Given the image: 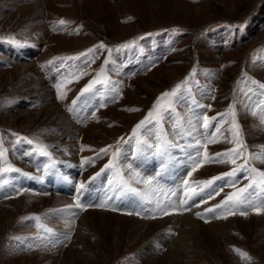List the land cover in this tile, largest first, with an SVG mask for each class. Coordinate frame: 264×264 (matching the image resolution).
<instances>
[{"label": "rangeland", "instance_id": "rangeland-1", "mask_svg": "<svg viewBox=\"0 0 264 264\" xmlns=\"http://www.w3.org/2000/svg\"><path fill=\"white\" fill-rule=\"evenodd\" d=\"M105 76L104 87L81 95ZM260 84L264 0H0V168L20 170L0 173V264H264V212L215 209L214 218L204 211L195 228L183 223L187 211L179 207L183 193L200 191L195 182L227 173L243 158L205 162L189 177L187 152L194 149L161 158L143 146L161 129L173 138L166 114L156 128H136L149 112L155 118L157 103L163 108L173 99L162 94L175 90L176 114L195 123L188 107L194 100L206 106L192 104L210 118L207 132L220 128L202 157L235 146L225 139L232 120L223 115L233 105L244 157L259 153ZM211 118H221L219 125ZM250 164L264 171L259 160ZM69 170L68 186L53 182ZM147 177L151 185L143 183ZM253 179L260 177L225 186L208 208ZM121 180L128 181L123 191ZM257 192L259 208L264 186ZM157 201L177 208L150 214ZM183 224L187 250L172 255L167 240Z\"/></svg>", "mask_w": 264, "mask_h": 264}, {"label": "snow or ice", "instance_id": "snow-or-ice-1", "mask_svg": "<svg viewBox=\"0 0 264 264\" xmlns=\"http://www.w3.org/2000/svg\"><path fill=\"white\" fill-rule=\"evenodd\" d=\"M61 25H63L65 22L60 21ZM100 47H103L101 45ZM122 48H128L130 47L129 44L121 45ZM93 50H89V52H92ZM86 55V54H81ZM85 63H88L86 60ZM103 74V70H101V73H98V77ZM109 78L107 76L104 77V80L94 79L91 81L83 90L81 95L84 93L89 92L90 89H93V87L96 84H100L101 87L105 86V81H107ZM60 85H57V88L59 90ZM180 86L177 85V88ZM259 89H264V84H260ZM99 91V89H97ZM247 94V93H246ZM261 96L264 97V92L261 93ZM165 97H172L173 99L169 100V104L163 108L160 107L159 103L154 106V112L156 113L155 118L153 119V112L148 113V117H146L145 121H141L136 125V128H141L142 125L148 128V126H151V128H156L157 125L161 123L163 120L165 114L167 116V119L171 121L172 129L174 132V136L172 139H169L167 137V134L164 132L163 129L160 130L159 133H152L153 139L155 143L153 144H145L143 146L151 148L156 155L160 156L161 158L166 157L170 154V152L173 149H178L181 152H184L186 149H194V151L187 152V158L191 160V166L189 167V170L185 174L186 176H191L192 172L196 170L197 167L203 166L205 162L210 163H231L233 165L236 164L237 159L243 158V163H241L237 167L231 168V170L227 173H223L221 175H218L216 177H213L207 181H197L195 182L198 185H201L200 191L197 192L195 189L191 190V195H188L187 193H183L185 196L184 199H181L179 201V207L185 208L186 211H190L191 207H185V205H188L189 201L194 200L195 197H199L200 203H207L209 199H213L215 196L219 195L220 192L223 191L225 186H231L235 188L236 184L240 182V180L248 179L249 176L258 175L260 177L259 183L255 179H253L248 185H246L244 188L238 189V192L229 193L226 195L225 200L222 203H218L213 207H210L206 209V212H213L214 218L215 216V209H222V212L227 213L230 212L232 209H241V214H245L248 210H256L259 212H264V197H261L260 199V207H257V204L254 200V198L258 195L257 189L264 186V171L258 170L250 164L251 160H259L262 163H264V151H261L259 153H249L247 157H244V151L246 150L244 146L242 145V142L239 139L240 133L238 128L236 127V113L234 111L235 105H233L232 108L228 110L227 113L223 114L224 116H228L232 120V126H230L225 131L230 133V137H225V139L229 143H234V147L232 149L226 150L224 153H216L212 156H201V149L206 148L207 143H213L216 140V137L214 133H220V128L214 127L212 129V132H207V130L211 127L210 125V118L204 115L203 113H198L193 110L192 104H195V108H204L205 105H201L193 100L192 103L188 104L189 110L192 111L193 116L195 117V123L193 122L192 118H189L187 120H184L182 117H180L179 114L175 113L174 104L179 102L180 97L176 95L175 90H172L171 92H166L162 94V97L160 99H163ZM62 98V97H61ZM187 103V101H185ZM73 104L76 103V101L72 102ZM260 107V118H261V124H264V103L259 105ZM70 112L73 111L72 108L68 109ZM253 115H257V112L255 110L252 111ZM212 120H215L217 125L220 123L221 118H211ZM202 129L204 131H200L199 134H197V128ZM205 132L207 134L205 135ZM135 135V131L133 133ZM223 135V133H221ZM201 137H204L205 143L201 144ZM173 140H176L175 143H173ZM180 141H184V143H180ZM262 149H264V146H261ZM43 151V149H41ZM101 153L107 154L106 149H101ZM119 153V149H117L116 153H113V158L115 159ZM47 155V153H44ZM4 156V150L0 148V157ZM88 162V161H85ZM131 168V166H128ZM113 168V165L107 164L104 166V169H111ZM102 169V171L104 170ZM7 171H16L20 172L19 169H11V168H0V173L7 172ZM101 173H97L96 175L99 176ZM117 176H120V172L117 169L114 173ZM238 174H240L238 176ZM25 176H28L29 174L24 173ZM136 177L139 176L138 173H134ZM33 178V177H30ZM95 177H93L94 179ZM152 177H147L143 180V183L151 185L152 184ZM217 181H222V183L217 184ZM139 182V181H138ZM3 183H7V181H3ZM111 183V182H110ZM182 183L184 185L188 184L187 179L183 180ZM128 185V181L121 180L119 191H123L124 188ZM84 185H81V188H83ZM251 188L252 191H247V189ZM207 189V191H205ZM79 191V189L77 190ZM131 191L135 192V189H132ZM149 192H155L156 189L149 188ZM240 194L242 195V198H240ZM146 195V194H145ZM231 202V203H230ZM194 206H199L198 204H194ZM173 209L175 210L177 208L176 204L168 203L161 207L159 201H157L155 208L153 210H150V214L152 211H161L163 214L167 215L170 214L166 209ZM132 214V213H129ZM136 215H140V211L135 212ZM179 214V213H177ZM234 214V212L232 213ZM196 216L203 218V215L201 212H196ZM152 218H156L154 215ZM226 218V216H225ZM38 219V218H37ZM48 233H52L51 229H44ZM38 239H44L43 237H37ZM70 236L65 235L64 239H69ZM48 239H51V236L48 237ZM56 242H62V241H55ZM30 247V245H29Z\"/></svg>", "mask_w": 264, "mask_h": 264}, {"label": "bare ground", "instance_id": "bare-ground-1", "mask_svg": "<svg viewBox=\"0 0 264 264\" xmlns=\"http://www.w3.org/2000/svg\"><path fill=\"white\" fill-rule=\"evenodd\" d=\"M74 172H75V170H69L68 177L63 176V175H61V177H59L58 175L57 176L55 175V179H53V182L55 183V181H57V182L60 181L59 184H61V185L63 184V186H68L69 185L68 183H70L71 179L74 177L73 176ZM191 204H192L191 210L185 212L182 216L183 223L188 224V226L193 225L195 228H198V224H197L198 218L195 215V213L196 212L203 213L208 208L209 203L208 202L207 203H200L199 197H195L194 200H192ZM193 204H198L199 206H194ZM83 219H84V216L82 215L81 216L82 222H83ZM184 224L179 227L180 229L178 230V234L176 235L175 238H173L171 240H167L168 245H169L168 251H169V253H172V255L175 254L176 252H178V250H180V251L187 250V246H186L185 239H184V237L186 235V230H185L186 227H184ZM188 261H189V258L186 259L184 262H188ZM174 262L175 261H172V263H174Z\"/></svg>", "mask_w": 264, "mask_h": 264}]
</instances>
